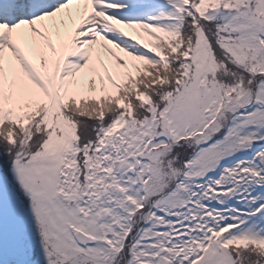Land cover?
<instances>
[{
	"label": "snow or ice",
	"instance_id": "6c2138e0",
	"mask_svg": "<svg viewBox=\"0 0 264 264\" xmlns=\"http://www.w3.org/2000/svg\"><path fill=\"white\" fill-rule=\"evenodd\" d=\"M0 264H264V0H0Z\"/></svg>",
	"mask_w": 264,
	"mask_h": 264
}]
</instances>
